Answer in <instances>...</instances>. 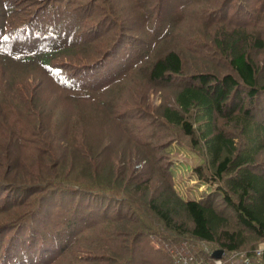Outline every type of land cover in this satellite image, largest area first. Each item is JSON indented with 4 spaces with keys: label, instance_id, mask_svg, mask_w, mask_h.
<instances>
[{
    "label": "trees",
    "instance_id": "trees-1",
    "mask_svg": "<svg viewBox=\"0 0 264 264\" xmlns=\"http://www.w3.org/2000/svg\"><path fill=\"white\" fill-rule=\"evenodd\" d=\"M172 131L194 168L172 163ZM263 157L264 0H0V187L22 194L0 196V218L62 189L109 202L69 199L76 231L30 224L15 250L4 235L0 264L38 251L52 253L41 264H214L206 245L252 257Z\"/></svg>",
    "mask_w": 264,
    "mask_h": 264
},
{
    "label": "rangeland",
    "instance_id": "rangeland-1",
    "mask_svg": "<svg viewBox=\"0 0 264 264\" xmlns=\"http://www.w3.org/2000/svg\"><path fill=\"white\" fill-rule=\"evenodd\" d=\"M237 3L233 4V7L236 5ZM239 4V2H238ZM237 4V5H238ZM165 10L166 12L169 14L170 13V8L169 5L170 4H165ZM124 11H127L124 10ZM199 13V12H198ZM123 14L125 16H130L129 13L127 12H123ZM201 13H199L200 15ZM170 17V16H169ZM121 20L124 22V20H126L123 16H121ZM189 25H186L185 27H190L192 28V26H195L196 29H199L200 28V24L199 23H188ZM189 29V28H188ZM35 74L36 76H39V74L35 71ZM133 90H136L137 89V85L135 84L132 88ZM134 94V93H133ZM159 95H161V93H153L152 92V95H151V98H153L152 102L154 105H160L161 101L164 100V98H166V96H164V98L160 97ZM129 96V94L126 95L125 98H127ZM170 130H173L170 128ZM159 133H162L161 131L158 132V135ZM172 135H174V139H173V142H175L173 144L174 146V152L172 153V163L174 164L175 161H178V163H181V164H184L185 167L188 165V166H191V167H195L196 165L199 164V161H200V157L198 156H194L192 155L193 152L189 150V147L186 146V141L185 139L179 135V133H176L175 131H172L171 132ZM180 138L181 141H183V144L185 145H181L179 143V141L175 138ZM177 141V142H176ZM179 149V150H178ZM264 159V157H263ZM144 163H140V169H143L144 167ZM185 171V170H184ZM188 172L185 171V173L180 176L179 175V180H187V186L188 187H191L192 191L190 192H187V196L190 197V198H195L197 196V194L194 193V188L197 187V182L194 181V183H192L193 181L191 179L188 180V178H190L188 176ZM186 186V187H187ZM0 189H2L0 187ZM65 191V192H64ZM7 192V190H0V196L3 200H5L8 196H9V201L13 202V201H16V200H19V199H22V194L20 196L17 197V195L13 194V196L10 197V192L8 193H5ZM44 197V196H43ZM84 197V198H83ZM69 199H72L74 200L75 203H87L88 204V208L92 209V213L97 211H103L105 209V207L109 204V202H105L104 205H103V202L98 204V202L96 200H92L91 202L88 201L87 199H90V198H87L85 199V192L83 190H73V189H69V190H65V189H62V191H57L56 194L52 195V196H49V195H46L45 198H43L41 200V198L39 199H32V200H27L28 202H26V205L31 203L27 208H26V205L24 207H19L17 208V210H7V213L3 214L2 217L0 218L1 219H4V218H11L10 220H14L12 221L8 226H9V230L8 232H2L1 235H0V239L3 238L4 235H9V239L14 245L13 247V250L17 249L19 247V245H17L18 243H21L22 240H28L27 238V231L30 230L31 232V226L30 224L32 225L33 228H36V232H41L42 230H44L45 228H47V225L48 224H55L57 230H63L65 231L66 228H71V229H74V231L77 230V225L76 224H70V226L68 227L66 224H68V219L70 217H74L71 215V213H74V210L71 211V207H70V201ZM21 201V200H20ZM26 201V200H25ZM104 201V200H103ZM106 201V200H105ZM44 204L43 206V211L39 213V215L34 218V219H29V221L27 220V218L21 213V211L25 210V211H34L35 209H39L42 207V205ZM99 207V208H98ZM102 207V208H101ZM26 208V209H25ZM118 205L116 206L114 204L113 208H112V211L116 212L118 210ZM115 209V210H114ZM95 210V211H93ZM123 210H125L123 208ZM71 211V212H69ZM228 213L231 214V211H228ZM54 214H56V216H54ZM26 215V214H25ZM9 220V219H8ZM67 221V223H66ZM76 221L78 223L79 220L76 219ZM18 222H20L17 226H14V227H11L10 225L11 224H17ZM9 223V221H6L2 224H7ZM53 225L49 227V230L53 229ZM34 231V230H33ZM35 232V233H36ZM32 233V232H31ZM100 235H98L97 237H100ZM32 243H33V246L36 244L35 240L33 239L32 237ZM261 245V244H260ZM260 245L257 246L256 249H259ZM206 249L208 251H211V252H215L217 251L218 249L215 248L214 245H206ZM255 249V250H256ZM213 250V251H212ZM259 250H257L258 252ZM31 252H35V250H31ZM43 251H38L37 252V256L35 258H37V262L38 263H35V264H41L42 261L44 260H47L52 253H48V254H45V255H42ZM42 253V254H41ZM225 254V253H224ZM220 258V261L222 264H227L229 263V258H233L235 261V264H241V253H236V254H232V255H224ZM11 256H15L14 254L12 255H9L8 256V259L11 260ZM54 255H52L53 257ZM243 256V255H242ZM244 257V256H243ZM51 258V257H50ZM257 258L256 259V264H262L261 262H259L258 260L259 257H255ZM214 260H218V259H214ZM59 259L57 260L56 263L54 264H58L59 262ZM61 263V262H60ZM47 264H51V262H47ZM213 264V262H212ZM251 264H254L253 262Z\"/></svg>",
    "mask_w": 264,
    "mask_h": 264
},
{
    "label": "built area",
    "instance_id": "built-area-1",
    "mask_svg": "<svg viewBox=\"0 0 264 264\" xmlns=\"http://www.w3.org/2000/svg\"><path fill=\"white\" fill-rule=\"evenodd\" d=\"M257 250H259V251L257 252ZM263 256H264V243H262L260 245L259 249L255 250V253L253 254L252 257L247 256L244 253H241V264H251L252 262L254 264H256L257 258H255V257H259L260 260H258V261L261 262ZM214 261H215L214 264H222L220 259L214 260ZM229 261H232L233 262L232 264H235V262H234L235 260L233 258L230 257ZM176 264H193V260L190 257L179 256V258L176 260Z\"/></svg>",
    "mask_w": 264,
    "mask_h": 264
},
{
    "label": "water",
    "instance_id": "water-1",
    "mask_svg": "<svg viewBox=\"0 0 264 264\" xmlns=\"http://www.w3.org/2000/svg\"><path fill=\"white\" fill-rule=\"evenodd\" d=\"M224 254V251L223 250H217L215 252H213L212 254V258L213 259H220Z\"/></svg>",
    "mask_w": 264,
    "mask_h": 264
},
{
    "label": "bare ground",
    "instance_id": "bare-ground-1",
    "mask_svg": "<svg viewBox=\"0 0 264 264\" xmlns=\"http://www.w3.org/2000/svg\"><path fill=\"white\" fill-rule=\"evenodd\" d=\"M180 79V78H179ZM182 80V79H181Z\"/></svg>",
    "mask_w": 264,
    "mask_h": 264
}]
</instances>
